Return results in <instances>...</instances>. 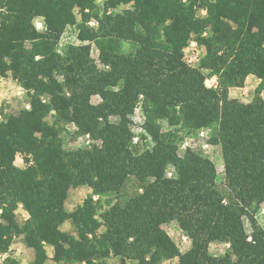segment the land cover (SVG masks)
Here are the masks:
<instances>
[{
  "label": "trees",
  "instance_id": "obj_1",
  "mask_svg": "<svg viewBox=\"0 0 264 264\" xmlns=\"http://www.w3.org/2000/svg\"><path fill=\"white\" fill-rule=\"evenodd\" d=\"M122 5L130 7L104 14L94 28L88 22L97 0H0V75L11 73L29 96L28 107L0 121V264H20L9 252L21 235L34 249L29 264H46L47 245L55 264H109L111 255L120 264L176 256V264H264V229L251 214L264 202V0H107L108 8ZM70 25L82 43L60 49ZM193 38L204 52L197 66L184 59ZM117 39L135 51H118ZM93 42L105 70L91 57ZM206 71L218 76V87L206 85ZM250 75L260 79L258 95L249 103L231 98L230 88ZM140 101L146 120L136 136L129 116ZM160 119L213 130L225 189L215 163L192 148L180 154L176 130H164ZM60 121L95 143L66 150ZM147 138L150 145L141 146ZM130 177L138 190L127 201L100 211L101 199L90 195L66 209L72 187L105 196ZM20 205L28 213L23 224ZM172 220L191 237L184 253L163 227ZM68 221L74 233L62 229ZM215 240L229 243L224 255L210 252Z\"/></svg>",
  "mask_w": 264,
  "mask_h": 264
},
{
  "label": "rangeland",
  "instance_id": "obj_2",
  "mask_svg": "<svg viewBox=\"0 0 264 264\" xmlns=\"http://www.w3.org/2000/svg\"><path fill=\"white\" fill-rule=\"evenodd\" d=\"M130 5H122L117 8H108L107 0H97V6L88 22L91 27L97 28L99 24L98 19L104 14L121 12ZM107 12V13H106ZM76 14L78 20L81 21V13L79 9H76ZM201 15H205V10H200ZM94 21V24H90ZM34 23L39 31L45 30L44 18L38 16L34 19ZM79 28L77 25H70L67 27L65 33L62 36L59 48L62 49L66 44H81L82 42L78 38ZM193 38L189 45L185 48V61L193 57L195 54V48L193 47ZM196 41V40H195ZM91 57L96 63V65L105 70V66L100 61V50L95 42L91 43ZM117 49L122 53H132L135 51V45L129 41L123 39H117ZM202 51V55H203ZM207 73L206 85L211 87V83L214 81V75ZM217 77V83L215 87L219 86V78ZM260 85V79L254 75H250L243 86H234L230 88V97L238 99L243 103L251 102L255 96L258 95V88ZM244 87L248 90L244 93ZM261 96L264 98V91L261 92ZM100 101V96L98 94L92 95V102L98 103ZM29 106V96L26 89L16 80L11 73L7 76L0 75V121L5 120L10 114L16 113ZM48 119L50 122L56 120L55 113L52 112ZM113 122H118L119 118L117 116L111 117ZM146 120V113L143 108V102L140 101L134 108L133 112L129 116V126L133 129L136 136L144 133V124ZM160 125L164 130H170L174 128L176 134V140L179 147V153L184 154L187 148H192L193 150L199 151L210 158L216 165L217 168V184L221 189H225V163L222 155V148L220 144H216L212 141L213 130L209 128L204 129H187L179 124L177 126H171L166 119L159 120ZM59 126L61 128V134L63 137L64 147L66 150H73L79 148L89 147L95 143L94 139L88 134H82L76 128V126L71 122L60 121ZM150 143V139H143L141 141V146L145 147ZM150 145V144H149ZM15 163L19 166H24V157L22 154H18ZM138 190V182L135 178L130 177L125 185L122 187L119 193L112 192L105 196H100L94 194V191L88 185H82L77 187H72L69 190L68 198L66 200V209L68 211H73L83 201L90 195H93L95 199H101L98 204L100 211L104 210L108 206V202L111 201L115 203L117 201L125 202L130 197H132ZM251 214L257 223V225L264 229V202L251 209ZM27 218V213L22 207L17 209V219L20 224H23ZM246 228L250 236L254 233V227L249 218L245 219ZM164 229L170 235V237L178 245L182 253L186 252L191 246V237L189 234L182 229L177 220H172L163 225ZM62 229L74 233L75 227L71 222H66L62 225ZM102 231L104 228L101 229ZM210 252L215 256L224 255L229 250V243L224 240H215L209 245ZM11 255L15 256L20 264H29L34 259L33 249L30 248L26 242L23 235L18 236L14 239L11 250L9 252ZM120 257L116 255H111L108 258L109 264H120ZM178 262V257L165 258L160 263L157 264H176ZM47 264H55L52 257L47 261ZM127 264H136L133 259H128Z\"/></svg>",
  "mask_w": 264,
  "mask_h": 264
},
{
  "label": "built area",
  "instance_id": "obj_3",
  "mask_svg": "<svg viewBox=\"0 0 264 264\" xmlns=\"http://www.w3.org/2000/svg\"><path fill=\"white\" fill-rule=\"evenodd\" d=\"M90 24H94V21H91L90 22ZM193 44V47L195 48L194 50H195V52H194V56L193 57H191V58H189V59H187V63L189 64V65H192V66H197L199 63H200V61H201V58H202V47H200L199 46V44L197 43V41H193L192 42ZM214 79V81L211 83V87H215V86H217L216 84L217 83H215V82H217V77H216V75H214V77H213ZM247 89H246V87H244V93L246 94L247 93Z\"/></svg>",
  "mask_w": 264,
  "mask_h": 264
},
{
  "label": "crops",
  "instance_id": "obj_4",
  "mask_svg": "<svg viewBox=\"0 0 264 264\" xmlns=\"http://www.w3.org/2000/svg\"><path fill=\"white\" fill-rule=\"evenodd\" d=\"M20 207H22V205H20ZM23 208V207H22ZM26 211V210H25ZM26 213H27V211H26ZM27 217H28V213H27ZM33 249V248H32ZM47 251H48V254H49V259L51 258V257H53V254H54V248H53V246H51V245H47ZM33 252H34V249H33ZM48 259V260H49ZM47 260V261H48ZM47 261H46V264H47Z\"/></svg>",
  "mask_w": 264,
  "mask_h": 264
}]
</instances>
